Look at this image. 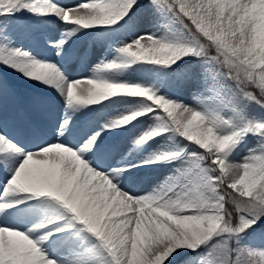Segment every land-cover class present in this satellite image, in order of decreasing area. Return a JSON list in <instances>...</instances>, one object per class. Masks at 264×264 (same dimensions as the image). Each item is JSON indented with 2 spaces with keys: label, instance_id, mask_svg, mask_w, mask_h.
I'll return each mask as SVG.
<instances>
[{
  "label": "snow or ice",
  "instance_id": "6c2138e0",
  "mask_svg": "<svg viewBox=\"0 0 264 264\" xmlns=\"http://www.w3.org/2000/svg\"><path fill=\"white\" fill-rule=\"evenodd\" d=\"M0 264H264V0H0Z\"/></svg>",
  "mask_w": 264,
  "mask_h": 264
},
{
  "label": "rangeland",
  "instance_id": "374dc122",
  "mask_svg": "<svg viewBox=\"0 0 264 264\" xmlns=\"http://www.w3.org/2000/svg\"><path fill=\"white\" fill-rule=\"evenodd\" d=\"M98 55H103V53H98ZM91 71V69H88V72H90ZM15 83L17 84V85H22V86H28V84L27 83H23V82H21V80H19V78H15ZM18 87V86H17ZM21 90V92L22 93H26V96L25 97H27V94L29 93V92H31V89L29 88V87H20V88H18V90ZM24 91V92H23ZM10 103H12V101H10ZM237 162H239V158H237Z\"/></svg>",
  "mask_w": 264,
  "mask_h": 264
},
{
  "label": "bare ground",
  "instance_id": "6f19581e",
  "mask_svg": "<svg viewBox=\"0 0 264 264\" xmlns=\"http://www.w3.org/2000/svg\"><path fill=\"white\" fill-rule=\"evenodd\" d=\"M21 82H23V83H26V82H24V81H21ZM28 86H30V85H28ZM30 87H32V86H30ZM33 88V87H32ZM13 103V102H12Z\"/></svg>",
  "mask_w": 264,
  "mask_h": 264
}]
</instances>
